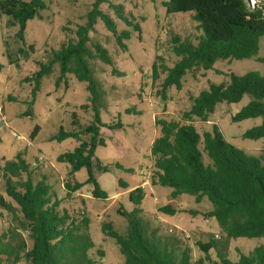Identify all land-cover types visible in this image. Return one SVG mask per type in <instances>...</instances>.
I'll list each match as a JSON object with an SVG mask.
<instances>
[{
    "label": "rangeland",
    "instance_id": "374dc122",
    "mask_svg": "<svg viewBox=\"0 0 264 264\" xmlns=\"http://www.w3.org/2000/svg\"><path fill=\"white\" fill-rule=\"evenodd\" d=\"M31 1V0H24ZM168 0H43L45 10L27 23L25 46L17 39L18 27H9L8 17L0 15V192L14 209L7 211L0 207V238L11 244L13 251L24 241L27 251L33 242L29 232L23 228L24 218L20 208L6 194V178L3 168L8 161H16L21 154L28 164L34 183L46 178L51 187L53 201H60V213L67 211L76 220V234L89 235L94 247L89 257L96 264H125L124 256L116 240L103 231L104 224H112L114 230L126 236L129 221L119 210L130 214L136 206L130 201V193L138 188L144 190L139 215L145 223L149 235L155 234L163 243L170 244L178 254L187 250L195 264L205 258L199 243L211 239L220 240V250H226L229 259L239 261L240 254L248 255L256 247L264 244L263 238H238L226 244V235L215 219L204 215L213 209L211 203L196 204L193 196L181 195L172 198L170 187L152 186L155 172V158L152 147L161 136L157 120L186 123L183 114L190 110L191 97H197L211 85L230 82V75L244 76L255 72L264 76V36L260 38L259 54L246 60H218L213 69L189 72L183 79V86L168 89L165 99L161 94L166 75L153 81V68L158 58L173 68L180 60L174 51L173 37L198 44L205 36L194 19V12L169 14ZM254 10L256 0H248ZM264 4V3H263ZM262 5L261 1L258 6ZM124 6L127 20L120 19L116 8ZM96 7L109 15L117 24L118 34L110 32L102 18H99L90 32L88 47L95 44L108 49L114 66L98 59L90 60L95 76L103 92V106L100 108L101 138L105 146H99L95 153L94 174L108 199L93 197V184H87L89 174L82 169L75 174V182L85 184L80 192L68 195L64 187L70 172V165L61 163L59 157L74 151L79 140L68 138L60 141L61 132L81 133L83 140L90 135L84 133L86 127L95 122V111L91 104L88 84L80 82L75 75L68 74L57 84L61 73L56 64L51 75L46 76L34 96L37 82L34 79L39 70L38 62H48L53 50H59L69 41H77V30L86 26ZM123 38L125 47L118 43ZM7 43V45L5 44ZM34 46V53L30 47ZM24 48L30 53L18 50ZM19 62L10 63V58ZM161 64V62H158ZM117 68L118 73H113ZM251 100L245 95L237 104L220 103L208 122L194 119L192 124L203 137L217 125L225 139L248 155L260 156L264 151V139L252 140L245 133L260 125L261 118L234 121V117ZM32 115H28V112ZM120 123V129H111ZM36 128L39 132L35 134ZM208 163L207 157L205 158ZM107 166L105 173L97 168V163ZM27 173H22L13 181H26ZM126 185L127 188H123ZM172 206L178 213L167 215L160 208ZM191 210L197 211L192 215ZM88 223H85V221ZM21 253L19 264H30L26 252ZM217 251L211 250L212 260H217ZM4 263L6 259H3ZM12 263V262H11Z\"/></svg>",
    "mask_w": 264,
    "mask_h": 264
},
{
    "label": "trees",
    "instance_id": "16d2710c",
    "mask_svg": "<svg viewBox=\"0 0 264 264\" xmlns=\"http://www.w3.org/2000/svg\"><path fill=\"white\" fill-rule=\"evenodd\" d=\"M260 1L262 5L254 10L247 5V0L167 1L169 14L194 12V19L205 36L198 44L189 40L182 41L178 36L173 37L174 51L180 58L173 68L167 67L162 58L157 59L161 64H154L153 81L157 82L162 75H166L161 91L165 99L168 89L174 86L182 88L183 79L189 72L211 70L218 60H246L258 56L260 38L264 36V0ZM43 10V0H0V15L9 18L7 26L19 28L16 36L23 47L27 23L40 18ZM116 10L120 19L126 21L124 6H119ZM99 18L104 20L110 32L118 34L116 22L96 7L88 24L78 28L77 41L71 40L59 50H53L48 62L37 63L39 70L34 76L37 82L34 96L41 81L53 73L56 64L60 65L61 73L57 84L68 74H73L80 82L88 84L95 111V122L84 131L90 138L85 141L80 136L81 133L62 131L58 140L75 138L80 145L74 151L61 155L59 161L70 165L64 185L68 195L84 187L85 184L75 182L74 177L76 173L86 169L89 174L87 184L95 187L93 197L107 200L108 194L101 188L94 174L95 153L99 146H105V141L101 138L100 121L103 92L90 60L98 59L111 67L114 66V61L108 49L101 44H95L93 50L88 47L90 32ZM123 38H126V33L118 37V43L125 47ZM29 49L30 53H34V46ZM6 52L11 64L19 62V59H12L8 49ZM18 52L22 55L26 53L24 48H20ZM30 53H26V59L30 58ZM259 60L264 63V59ZM113 73H118L117 68H113ZM230 77L229 83L211 85L197 97H191L190 110L183 114L186 123L156 121L161 128V136L152 147L155 172L150 181L154 187H170L174 199L190 195L194 197L196 204L205 200L211 203L213 209L204 216L218 222L227 237L226 244L238 238L264 239V151L260 156L248 155L230 144L217 125L213 126L212 132H206L202 137L192 124L194 119L208 122L218 104H237L248 95L251 97L250 102L234 117V121L261 118V124L248 130L244 136L252 140L264 139V76L251 72L244 76L231 74ZM28 115H32V112H28ZM121 127L117 123L110 128ZM39 130L36 128L35 134ZM97 168L102 172H109V168L99 162ZM3 171L6 194L20 208L25 221L23 228L29 232L33 246L27 251V245L23 241L13 251L11 244H5L0 238V264H19L23 251H27L25 255L30 264H96L88 254L94 247L90 236L76 234V220L67 211L60 213V201H53L46 178L34 183L30 168L21 154L16 161H8ZM22 173L28 174L26 181H13V178L20 177ZM122 186L127 188L126 185ZM144 196L142 188L132 191L130 201L136 206L135 210L130 214L119 210L120 215L129 221L126 236L120 235L110 223L103 225L104 233L114 238L120 247L125 264H194L187 250L178 254L170 244L163 243L155 234H148L143 219L139 217ZM0 207L8 212L14 209L13 204L7 202L1 192ZM159 211L167 215L178 213L172 206L161 207ZM190 213L197 215L198 212L191 210ZM219 241L211 239L207 243L200 242L198 245L206 256L195 264H264V244L248 255L241 253L239 261L233 262L226 250H220V245L225 249V242ZM211 250L218 253L216 261L210 256ZM3 259H6L5 263Z\"/></svg>",
    "mask_w": 264,
    "mask_h": 264
},
{
    "label": "built area",
    "instance_id": "2783aa9c",
    "mask_svg": "<svg viewBox=\"0 0 264 264\" xmlns=\"http://www.w3.org/2000/svg\"><path fill=\"white\" fill-rule=\"evenodd\" d=\"M259 0H256L254 3V6H258ZM247 5L251 8V5H249V1L247 0ZM256 9V7H254Z\"/></svg>",
    "mask_w": 264,
    "mask_h": 264
},
{
    "label": "crops",
    "instance_id": "0c3cea01",
    "mask_svg": "<svg viewBox=\"0 0 264 264\" xmlns=\"http://www.w3.org/2000/svg\"><path fill=\"white\" fill-rule=\"evenodd\" d=\"M78 192H80V190Z\"/></svg>",
    "mask_w": 264,
    "mask_h": 264
}]
</instances>
